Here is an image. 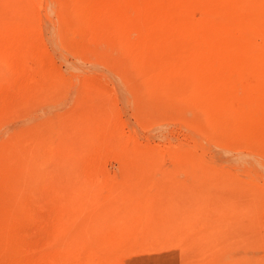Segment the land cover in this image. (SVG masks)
Returning a JSON list of instances; mask_svg holds the SVG:
<instances>
[{
    "label": "rangeland",
    "instance_id": "rangeland-1",
    "mask_svg": "<svg viewBox=\"0 0 264 264\" xmlns=\"http://www.w3.org/2000/svg\"><path fill=\"white\" fill-rule=\"evenodd\" d=\"M1 1L36 38L0 71V264H264V0ZM188 67L230 131L167 105Z\"/></svg>",
    "mask_w": 264,
    "mask_h": 264
},
{
    "label": "bare ground",
    "instance_id": "bare-ground-1",
    "mask_svg": "<svg viewBox=\"0 0 264 264\" xmlns=\"http://www.w3.org/2000/svg\"><path fill=\"white\" fill-rule=\"evenodd\" d=\"M71 0H68V5L69 4H72L70 2ZM1 0H0V71L3 72V74L1 75H4V73H8V76L10 74H12L11 78L14 76V72L15 71H19V69L22 67L21 65H19V60L16 58V55H17V52H19L18 50H22V49H25L28 45H30V43L33 44V39L36 38H32V35H34L33 33V28H31V24H30V21H29V17H30V14H28L27 12H24V13H11L10 11H8L4 5H1ZM64 2H66L64 0ZM62 2V3H64ZM63 6V4H62ZM70 6V5H69ZM64 8V7H63ZM65 10V9H64ZM70 18V17H69ZM72 20V24L75 25L74 27V31H77L78 34L80 33H83L84 35V42L85 44H90V40H92V38L94 37H97L96 35V31L92 30L91 28H89L88 26L91 25V23H87L84 21V18L82 16V14L80 15H76L75 17H71L70 18ZM62 20V19H61ZM88 25V26H87ZM108 28V27H107ZM106 28V29H107ZM75 33V32H74ZM73 31L72 32H69L68 33V40H72V35L73 36H76L74 35ZM77 34V33H75ZM77 34V35H78ZM81 36V35H80ZM79 36V38H80ZM65 37V35H64ZM65 40V38H63ZM35 40V39H34ZM67 40V43H69ZM108 42H111V41H108ZM107 42V43H108ZM112 43V42H111ZM73 44V42H72ZM100 44V43H99ZM98 45V44H97ZM86 47L87 46H90V45H85ZM105 46V45H104ZM102 46V49L103 47ZM35 47V46H34ZM77 47V45H76ZM78 48V47H77ZM97 48V47H96ZM79 49V48H78ZM101 50V45H100V48ZM26 50V49H25ZM24 51V50H23ZM37 52V51H36ZM35 52V53H36ZM24 53V52H22ZM27 52L24 53V55H26ZM29 53V52H28ZM37 54V53H36ZM23 57V55H22ZM30 57V56H29ZM36 58V57H34ZM28 59V57H27ZM37 59V58H36ZM35 59V60H36ZM27 61V60H26ZM24 62V61H23ZM21 62V63H23ZM26 63V62H25ZM23 66L26 65V64H22ZM21 66V67H20ZM28 67V66H27ZM23 68V67H22ZM22 68L20 69V71H22ZM30 69V68H28ZM26 70V68L24 69ZM187 71V78L189 77L190 80H191V85L190 88L188 89V91L184 92V94L180 95L179 98L177 99H172V98H167V105L170 106V108L177 112V115L178 113H183V114H186L188 115L187 113H189V115H191V119L201 123L202 125L201 126H215V127H218L220 130H224L226 132L230 131L231 128H232V123L229 122L228 119H225L222 117V115H220V113L218 112H215L214 110V107L213 105L217 106L219 105L221 107V109L219 108V110H221L220 112H223V107L221 106V101H219L220 99H223V94L222 92L215 86V83L214 81L209 78H207L206 80H201L196 73H197V69L195 67H188L186 69ZM29 71V70H28ZM0 72V73H2ZM27 72V71H26ZM14 73V74H13ZM39 73V72H38ZM31 75V74H30ZM29 75V76H30ZM24 78V77H23ZM61 78V77H60ZM4 76L1 78V80H4ZM37 79H41V86L44 87V85H42V82H45L46 80H51L52 79V82L53 80L57 79L56 76L54 77L53 75H44V76H38ZM46 79V80H45ZM83 79V78H82ZM86 79V78H85ZM84 79V80H85ZM0 80V81H1ZM8 80V79H6ZM6 80L4 81H1L0 83L1 84H4L6 82ZM25 80V79H24ZM45 80V81H43ZM83 80V82H84ZM189 80V79H188ZM23 81V80H22ZM28 80L26 79V82ZM30 81L27 82L30 84ZM57 83H52V87H55L53 85L55 84H58V80H56ZM55 81V82H56ZM3 82V83H2ZM189 82V81H188ZM38 83V82H37ZM49 84V81H46L45 83V86L47 85L48 86ZM32 85V84H31ZM34 85V84H33ZM37 85V84H36ZM150 85V84H149ZM166 85L167 83H159L157 86H154V83L151 84L150 86L151 87H145L143 89V92L141 93V96L142 98H145V102L147 103V109L149 108H152L154 106H152L151 104V101H149V99H153L152 96L156 93V98H158V95L157 93L161 94V92L166 88ZM38 86V85H37ZM40 86V85H39ZM46 86V88H48ZM59 86V85H57ZM56 86V87H57ZM19 87V86H18ZM34 87V86H32ZM50 87V85H49ZM66 87V86H65ZM23 87H20V89L18 88L17 91H20V93L22 95H24L23 90L21 92V89ZM39 88V87H38ZM45 88V89H46ZM27 89H28V93L29 91L31 90V94L32 95V92L35 93L34 91H32V89L30 87L26 88V93H27ZM30 89V90H29ZM36 89V88H35ZM44 89V88H42ZM41 89V90H42ZM44 89V90H45ZM40 90V89H39ZM38 90V91H39ZM43 90V91H44ZM37 91V89H36ZM25 92V91H24ZM25 95H28L26 94ZM39 93V92H37ZM199 93H201L202 95H199ZM24 95V96H25ZM34 95V94H33ZM27 96H25L24 98H26ZM29 97V96H28ZM34 98V97H33ZM30 99V98H29ZM21 100V98H20ZM148 100V101H147ZM223 102V101H222ZM24 103V102H23ZM27 103V102H26ZM145 103V104H146ZM217 109V108H216ZM194 122V121H193ZM197 124V123H196ZM204 124V125H203ZM198 125V124H197ZM200 125V124H199ZM108 126V125H107ZM212 126V127H213ZM211 128V127H210ZM217 128V129H218ZM105 130L107 131L106 133H110L109 129L107 130L105 128ZM109 131V132H108ZM112 132V130H111ZM105 133V134H106ZM113 133V132H112ZM111 134V133H110ZM114 136V134H112ZM127 151V150H126ZM126 151L124 153V155H126ZM123 155V154H122ZM128 156V155H126ZM125 158V157H124ZM64 159H62V163H64L65 161H63ZM61 168H62V165H61ZM66 168V167H65ZM54 169V168H53ZM60 169V168H59ZM58 169V170H59ZM34 170V169H32ZM62 170V173L66 172L64 171V168L60 169ZM56 172V171H54ZM58 172V171H57ZM56 172V173H57ZM197 172V173H196ZM50 173H53V171H50ZM60 173V172H59ZM61 173V174H62ZM68 173V171H67ZM196 173V174H195ZM189 175H191L192 177L195 175L198 174V171H196L195 169L194 170H191L188 172ZM199 176V175H198ZM206 176V175H204ZM199 178V177H198ZM204 179V178H203ZM206 179V178H205ZM210 179V178H209ZM208 180V179H207ZM211 181V180H210ZM193 182H194V179H193ZM196 177H195V183H196ZM204 184V182H203ZM207 185L206 183L204 184V186ZM209 186V185H208ZM219 186V185H218ZM206 187V186H205ZM221 187V186H220ZM204 189V188H203ZM210 189V188H209ZM213 189V188H212ZM197 190V189H196ZM213 191V190H212ZM225 191V190H224ZM198 192V190H197ZM200 192V190H199ZM215 192V191H214ZM226 192V191H225ZM194 193V192H193ZM206 194V192H205ZM204 194V195H205ZM210 194V193H209ZM234 194V193H233ZM197 195V194H196ZM195 195V196H196ZM202 195V193H201ZM200 195V198H197L195 197L194 200H193V204L194 206L192 207H205L206 205L208 206V203L211 204L214 202H211V198L210 199H207L208 197H206L205 199L202 198ZM202 195V196H204ZM238 195V194H237ZM212 196V195H211ZM235 196V195H234ZM231 197V196H229ZM255 197V196H254ZM225 198V197H224ZM219 199V198H218ZM222 199V198H221ZM241 199V198H240ZM244 201H245V198L243 197ZM217 200V199H216ZM242 200V199H241ZM222 201V200H221ZM220 202V201H219ZM230 203V202H229ZM235 204V203H234ZM233 204V206H234ZM237 206H232L233 208L231 209V204L230 206L228 205L227 206H215L214 207H222V211H224V215L225 217H230L231 219L233 218H236L237 216H239V212L241 211V209L239 208L241 206V204H237ZM212 207V205H210ZM250 206V205H249ZM247 206V207H249ZM253 206V205H252ZM213 207V208H214ZM254 208V207H253ZM220 210V209H219ZM243 211V210H242ZM194 212V211H193ZM217 213V212H216ZM242 213V212H241ZM222 215V214H221ZM196 220V219H195ZM200 220V219H199ZM201 221V220H200ZM224 221V220H223ZM231 221V220H230ZM197 222V221H196ZM219 224V223H218ZM222 224V223H221ZM198 225V223H197ZM200 225V223H199ZM219 228V227H218Z\"/></svg>",
    "mask_w": 264,
    "mask_h": 264
}]
</instances>
